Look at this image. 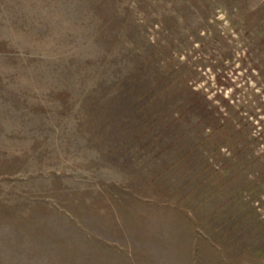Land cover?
Wrapping results in <instances>:
<instances>
[{"label": "rangeland", "instance_id": "374dc122", "mask_svg": "<svg viewBox=\"0 0 264 264\" xmlns=\"http://www.w3.org/2000/svg\"><path fill=\"white\" fill-rule=\"evenodd\" d=\"M0 264H264V0H0Z\"/></svg>", "mask_w": 264, "mask_h": 264}, {"label": "trees", "instance_id": "16d2710c", "mask_svg": "<svg viewBox=\"0 0 264 264\" xmlns=\"http://www.w3.org/2000/svg\"><path fill=\"white\" fill-rule=\"evenodd\" d=\"M117 82V81H116Z\"/></svg>", "mask_w": 264, "mask_h": 264}]
</instances>
